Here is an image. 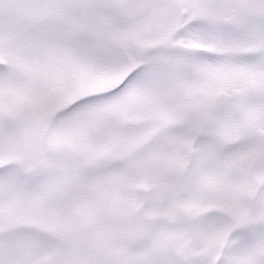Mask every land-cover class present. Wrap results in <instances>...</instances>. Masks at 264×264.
Listing matches in <instances>:
<instances>
[{
  "label": "snow or ice",
  "instance_id": "1",
  "mask_svg": "<svg viewBox=\"0 0 264 264\" xmlns=\"http://www.w3.org/2000/svg\"><path fill=\"white\" fill-rule=\"evenodd\" d=\"M0 264H264V0H0Z\"/></svg>",
  "mask_w": 264,
  "mask_h": 264
}]
</instances>
